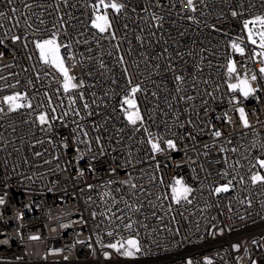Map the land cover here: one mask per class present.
<instances>
[{"label": "built area", "instance_id": "1", "mask_svg": "<svg viewBox=\"0 0 264 264\" xmlns=\"http://www.w3.org/2000/svg\"><path fill=\"white\" fill-rule=\"evenodd\" d=\"M113 2L124 7L107 9L100 33L98 0H0V264H264V182L251 179L264 177V57L250 59L261 50L243 29L264 0H193L195 11L186 0ZM54 33L82 84L68 92L33 43ZM230 59L255 89L248 97L228 88ZM134 85L138 130L121 107ZM17 93L23 107L9 111L3 97ZM175 179L192 189L190 204L172 200ZM130 237L135 257L106 247Z\"/></svg>", "mask_w": 264, "mask_h": 264}, {"label": "snow or ice", "instance_id": "2", "mask_svg": "<svg viewBox=\"0 0 264 264\" xmlns=\"http://www.w3.org/2000/svg\"><path fill=\"white\" fill-rule=\"evenodd\" d=\"M9 4L12 3V0H7ZM203 2V0H202ZM186 6L189 7L191 10L195 11V7L193 5V0H186ZM25 7H32V5H25ZM124 5L113 2V0H98V3L93 6V12L97 13L94 18L91 21V26L93 28H96L100 33L106 32L110 27H111V22L108 17L107 9H112L115 12H120ZM100 9H104L105 11L102 14L100 13ZM11 11L14 13L16 12V9L13 7ZM35 15V13H33ZM233 17H236L240 15L237 11H233L231 13ZM5 16V13L0 11V17ZM25 23L27 24L28 28H32V24L27 23V17H25ZM45 21L43 19L39 20V24L43 25ZM18 24V21H17ZM251 25V27H250ZM258 25V27H257ZM0 27H3V25H0ZM243 29L246 30L247 32V40L252 44V45H258L259 49L261 51L256 52L255 49H253V57H250V59L254 58L255 56H260L264 57V15H257L253 19H245L243 21ZM255 29V30H254ZM35 31H40V29H35ZM114 37V33L112 34ZM21 40V37L18 35H13L11 37V41L13 43L18 42ZM0 43H3V40L0 39ZM35 48L39 52V59L47 66L55 68L57 71H59L64 78L63 81V89L65 92H68L70 90L77 89L78 87L82 86V84H77L74 83V77L70 76L68 74V69L65 67L64 63V57L61 55V47H71V45H61V43L58 42L57 35L54 33L51 35L49 38L46 39H35L33 41ZM244 43V41L240 38H237L236 40L231 41V48L234 52L240 53L241 55L244 54V47L241 45ZM24 47H27V44L24 45ZM0 55H3V53H0ZM31 58V57H29ZM122 60V58H121ZM260 73L264 75V67H261L259 69ZM125 72H127V69H125ZM227 73L228 76L231 77L233 74H236L237 76V82L236 83H229L228 88L231 91H239L244 97H248L251 95L255 89L251 86L249 78L247 75H245L243 78L240 77L235 62L232 61L231 59L229 60L228 66H227ZM257 76L253 74L251 76V80H256ZM177 81H183L182 76H177L176 77ZM31 83V81H30ZM129 84H131V80L128 81ZM141 91L140 85H134L130 88V91L125 95L122 101V109L125 113V118L127 119L128 123L132 126H135L138 124H143L144 123V117L140 114L139 108L137 106V102L135 99V95L137 92ZM179 91V89H177ZM183 98V97H182ZM21 99H26V97H22L19 93L15 95H6L3 97V101L8 107L9 111H14L17 108L23 107L22 104L17 103V101ZM188 99H192V97H188ZM75 101H73L74 103ZM126 106V107H124ZM28 107H31V104H28ZM85 108L88 107L87 104L84 105ZM4 109L0 108V112H3ZM55 111V109H53ZM240 120L243 124L244 127H249L248 120L246 118V114L243 108H238L237 109ZM39 121L41 124L46 123V116L41 114L38 117ZM138 130V129H135ZM147 131V129H145ZM149 136L151 137V133H149ZM214 137H220L221 132L220 131H215L213 133ZM97 141H99V137H97ZM151 143V148L153 153H158L161 152V146H160V141L159 139L156 142H153L151 139L149 140ZM164 144L167 145L168 148L174 149L176 147L174 141L172 140H165L163 141ZM222 151L224 149H221ZM235 151V149H233ZM37 156L41 155V153L37 152ZM48 161H46L47 163ZM258 163L261 167H264V159L258 160ZM253 183L257 181H262L264 182V177L260 176L259 174L253 175L251 177ZM127 183V181H125ZM231 183V181L229 182ZM89 188L91 185L88 186ZM132 187H136L135 185H132ZM228 186L224 185L221 187H216L214 189L215 193H220V192H227ZM171 191H172V200L180 204L181 201H186L187 203H191V200L188 199V194L191 193L192 189L188 187L182 179H175L173 181V184L171 186ZM0 203H3V200H0ZM133 207V206H129ZM133 210L139 211L138 208H134ZM93 217H95L96 213H92ZM119 219V217H117ZM133 224L132 222H128L124 224L125 229H132ZM109 236H112V232H108ZM30 239H38V237H30ZM101 244L103 246V242L101 241ZM106 247L114 249L117 253H119L122 256L125 257H135V255L139 252H141V246L140 243L137 239L135 238H127V239H120L117 240L115 243H109L106 245ZM238 247V246H234ZM108 253H105V256H107ZM187 264H192V261L189 260ZM210 264V261L208 262ZM253 264H256L255 261H253Z\"/></svg>", "mask_w": 264, "mask_h": 264}, {"label": "rangeland", "instance_id": "3", "mask_svg": "<svg viewBox=\"0 0 264 264\" xmlns=\"http://www.w3.org/2000/svg\"><path fill=\"white\" fill-rule=\"evenodd\" d=\"M103 12L102 11H100V13L99 14H102ZM253 19V18H252ZM249 20H251V19H249ZM250 27H251V25H250ZM257 27H258V25H257ZM255 30V29H254ZM247 33V32H246ZM256 46H258V45H256ZM66 67V66H65ZM68 74L70 75V73H69V71H68ZM63 76V75H62ZM71 76V75H70ZM64 79V78H63Z\"/></svg>", "mask_w": 264, "mask_h": 264}]
</instances>
